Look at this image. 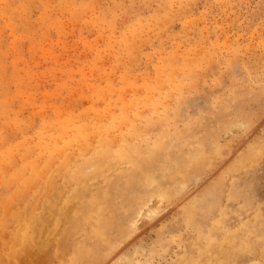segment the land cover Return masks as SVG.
I'll use <instances>...</instances> for the list:
<instances>
[{"label": "rangeland", "instance_id": "obj_1", "mask_svg": "<svg viewBox=\"0 0 264 264\" xmlns=\"http://www.w3.org/2000/svg\"><path fill=\"white\" fill-rule=\"evenodd\" d=\"M0 264H264V0H0Z\"/></svg>", "mask_w": 264, "mask_h": 264}, {"label": "bare ground", "instance_id": "obj_2", "mask_svg": "<svg viewBox=\"0 0 264 264\" xmlns=\"http://www.w3.org/2000/svg\"><path fill=\"white\" fill-rule=\"evenodd\" d=\"M135 30H136V28H135ZM136 32V31H135ZM128 38V37H127ZM131 39V38H130ZM133 45V44H132ZM128 46V45H127ZM128 47H130V46H128ZM127 48V47H126ZM159 76V75H158ZM193 85V84H192ZM122 86V85H121ZM127 86H128V84H127ZM115 89V88H114ZM106 91V90H105ZM104 95V94H103ZM154 96V95H153ZM101 97V96H100ZM95 98V97H94ZM161 99V98H160ZM143 101V100H142ZM152 102V101H151ZM155 102V101H154ZM162 102V101H161ZM143 104V103H142ZM146 104V103H145ZM144 106V105H143ZM166 107V106H165ZM93 108H95V107H93ZM98 109V108H97ZM136 109V108H135ZM139 112H141V111H139ZM95 113V112H94ZM136 113V112H135ZM103 114V113H102ZM127 114V113H126ZM150 114V113H149ZM94 115V114H93ZM121 115V114H120ZM96 116V115H95ZM82 117V116H81ZM136 117H137V115H136ZM77 118V117H76ZM82 119V118H81ZM133 119V118H132ZM160 120V119H159ZM131 121V120H130ZM134 121V120H133ZM154 121V120H153ZM129 122V121H128ZM138 122V121H137ZM64 124H66V123H64ZM76 124V123H75ZM104 124V123H103ZM82 125V124H81ZM135 125V124H134ZM69 126V125H68ZM129 127V126H128ZM73 129V128H72ZM120 129V128H119ZM48 130V129H47ZM129 130V129H128ZM131 130V129H130ZM60 131V130H59ZM82 131V130H81ZM41 132V131H40ZM65 132V131H64ZM116 132V131H115ZM121 132V131H120ZM57 134V133H56ZM121 137H123V136H121ZM168 137V136H167ZM39 138V137H38ZM49 138V137H48ZM60 138V137H59ZM85 138V137H84ZM118 138V137H117ZM125 138V137H124ZM164 138V137H163ZM106 141L108 140L107 138L105 139ZM104 140V141H105ZM117 140V139H116ZM105 141V142H106ZM114 141V140H113ZM119 141H120V139H119ZM126 141H127V139H126ZM136 142H137V140H135ZM134 141V142H135ZM140 141V140H139ZM146 141V140H145ZM50 142V141H49ZM86 142V141H85ZM120 142H122V141H120ZM127 142H129V141H127ZM141 142H143V141H141ZM140 142V143H141ZM171 142V141H170ZM169 142V143H170ZM37 143V142H36ZM107 143V142H106ZM125 143V142H124ZM139 143V142H138ZM121 144V143H120ZM131 144H132V142H131ZM137 144V143H136ZM135 144V145H136ZM39 145V144H38ZM108 145V144H107ZM123 145H125V144H123ZM130 145V144H129ZM134 145V144H133ZM132 145V146H133ZM134 145V146H135ZM141 145V144H140ZM160 145V144H159ZM168 145V144H167ZM56 146V145H55ZM84 146V145H83ZM125 147V146H124ZM126 147H128V146H126ZM125 147V148H126ZM167 147V146H166ZM43 148V147H42ZM64 148V147H63ZM67 148V147H66ZM150 148V147H149ZM163 148H165V147H163ZM60 149V148H59ZM109 149V148H108ZM111 149V148H110ZM137 149V148H136ZM143 149V148H142ZM112 150V149H111ZM121 150V149H120ZM153 150V149H152ZM157 150V149H156ZM60 151V150H59ZM138 151V150H137ZM120 154V158H126L127 156L124 154V153H119ZM133 154V153H132ZM135 154V153H134ZM157 155H158V153H157ZM168 155V154H167ZM57 156V155H56ZM132 156V155H131ZM153 156V155H152ZM156 156V155H155ZM24 157V156H23ZM42 157V156H41ZM58 157V156H57ZM130 157V156H129ZM136 157V156H135ZM112 158V157H111ZM110 158V159H111ZM158 158V157H157ZM156 158V159H157ZM178 158V157H177ZM31 159V158H30ZM105 159V158H104ZM150 159H152V157L150 158ZM150 159H149V161H150ZM168 159V158H167ZM79 160V159H78ZM118 160V159H117ZM133 160H134V158H133ZM132 160V161H133ZM148 160V159H147ZM159 160V159H158ZM161 160V159H160ZM163 160V159H162ZM169 160V159H168ZM175 160V159H174ZM180 160V159H179ZM185 160V159H184ZM97 161V160H96ZM102 161V160H101ZM142 161V160H141ZM144 161H145V158H144ZM164 161H167V160H164ZM170 161V160H169ZM183 161V160H182ZM33 162V161H32ZM143 162V161H142ZM141 162V163H142ZM161 162V161H160ZM132 163V162H131ZM95 164V163H94ZM103 164V163H102ZM121 164V163H120ZM135 164V163H134ZM183 164V163H182ZM161 165V164H160ZM171 165H172V163H171ZM37 166V165H36ZM58 166V165H57ZM90 166H92V165H90ZM128 166V165H127ZM155 167H157L156 165H155ZM88 168V167H87ZM152 168V167H151ZM175 168V167H174ZM35 169V168H34ZM37 169H38V167H37ZM28 170V169H27ZM36 170V169H35ZM85 170V169H84ZM146 170V169H145ZM144 170V171H145ZM83 171V170H82ZM152 171V170H151ZM166 171V170H165ZM76 172V171H75ZM160 172V171H159ZM175 172V171H174ZM157 173V172H156ZM155 173V174H156ZM166 173V172H165ZM163 174V173H162ZM177 174V173H176ZM145 176H143L142 177V179L145 177L146 179H148V178H150V179H152L151 178V175L149 174V172L148 173H146V174H144ZM157 175V174H156ZM167 175V174H166ZM173 175V174H172ZM156 177H158V176H156ZM176 177V176H175ZM182 177V176H181ZM170 179V178H169ZM176 180V179H175ZM179 180V179H178ZM112 181V180H111ZM40 182V181H39ZM109 182V181H108ZM125 182V181H124ZM140 182H141V179H140ZM142 182H144L143 180H142ZM160 182H161V180H160ZM117 183V182H116ZM128 183V182H127ZM129 184V183H128ZM139 184V183H138ZM146 184V183H145ZM165 184V183H164ZM167 184V183H166ZM136 185V184H135ZM158 185V184H157ZM182 185H184L183 183H181V186ZM146 186V185H145ZM163 186V185H162ZM175 186V185H174ZM66 187V186H65ZM120 187H122V186H120ZM152 187V186H151ZM177 187V186H176ZM124 188V187H123ZM150 188V187H149ZM51 189V188H50ZM168 189H170V188H168ZM122 190V189H121ZM153 190V189H152ZM174 190V189H173ZM177 190V189H176ZM150 191V190H149ZM99 192V191H98ZM128 192H130V191H128ZM147 192V191H146ZM72 193V192H71ZM131 193V192H130ZM133 193H134V191H133ZM137 193V192H136ZM145 193V192H144ZM157 193V192H156ZM155 193V194H156ZM161 193V192H160ZM160 193H158L157 195L159 196V194ZM141 194V193H140ZM146 194V193H145ZM165 194V193H164ZM124 195V194H123ZM133 195H135V193L133 194ZM144 195V194H143ZM46 196V195H45ZM140 196V195H139ZM156 196V195H155ZM52 197V196H51ZM136 197V196H135ZM161 197L163 198V194H161ZM165 197V196H164ZM161 198V199H162ZM134 199V198H133ZM146 199V198H145ZM160 199V200H161ZM15 200V199H14ZM134 200H136V199H134ZM159 200V199H158ZM159 200V201H160ZM96 201V200H95ZM145 201V200H144ZM92 204V203H91ZM127 205H129V204H127ZM130 206V205H129ZM128 206V207H129ZM84 207V206H83ZM122 207V206H121ZM120 207V208H121ZM124 207V206H123ZM155 208V207H154ZM154 208H152L151 206H148L147 205V203H145L144 205H141V206H139L138 207V209L136 210V212H135V216L133 217V218H130L129 219V221H128V225H129V228L130 229H132V231H133V229H136L137 227H136V221H137V219L143 214V213H145L147 216H150V215H152V214H154L155 213V210H154ZM29 209V208H28ZM133 210V209H132ZM22 212V211H21ZM126 212V211H125ZM131 212V211H130ZM121 214V213H120ZM125 215V214H124ZM122 216V215H121ZM27 217V216H26ZM119 217V216H118ZM12 218V217H11ZM20 218V217H19ZM28 218V217H27ZM26 218V219H27ZM129 218V217H128ZM151 218V217H150ZM13 219V218H12ZM25 220V219H24ZM27 221V220H26ZM105 221V220H104ZM110 221V220H109ZM108 221V222H109ZM118 221V220H117ZM123 222V221H122ZM114 223V222H113ZM126 223V222H125ZM45 224V223H44ZM111 226V225H110ZM16 227V226H15ZM105 228V227H104ZM123 228V227H122ZM121 229V228H120ZM123 229H125V228H123ZM109 230V229H108ZM108 230H107V234H108ZM114 231H116V229L114 230ZM21 232H23V230L21 231ZM20 232V234L18 233V236L19 235H22V233ZM102 232H105V230L104 231H102ZM111 232H112V230H111ZM125 232H126V230H125ZM106 233V232H105ZM118 234V233H117ZM123 234H125V233H123ZM128 235V234H127ZM123 236V235H122ZM126 236V235H125ZM165 236V235H164ZM23 237V236H22ZM21 239V238H20ZM97 241V240H96ZM12 243V242H11ZM109 246V245H108ZM16 247V246H15ZM69 248V247H68ZM19 250V249H18ZM87 253V252H86ZM85 253V254H86ZM12 257V256H11ZM121 258V257H120ZM87 261V260H86Z\"/></svg>", "mask_w": 264, "mask_h": 264}]
</instances>
